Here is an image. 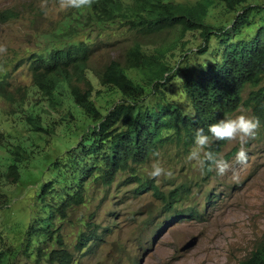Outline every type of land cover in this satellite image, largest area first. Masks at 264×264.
<instances>
[{"label":"trees","instance_id":"obj_1","mask_svg":"<svg viewBox=\"0 0 264 264\" xmlns=\"http://www.w3.org/2000/svg\"><path fill=\"white\" fill-rule=\"evenodd\" d=\"M74 15L62 28L44 35L48 41L40 51L25 55L12 67L9 62H0V100L16 110L31 111L23 119L28 131H47L36 113L43 103L51 110L72 104L90 122L88 127L82 124L78 143L58 141L54 153L42 161L41 171L48 179L40 197L49 200L42 205L43 216L30 218L20 250L27 258H34L33 264H79L56 235L55 221L85 203L87 187L107 191L119 176L125 177L124 185H137L135 196L151 192L162 201L165 211L174 212L171 205L178 204L189 187L182 185L165 196L155 182L137 175V169L154 158L153 152H189L195 129H207L235 115L241 107L259 117L264 134V5L250 0H197L193 5L174 0H92L90 8L76 9ZM18 16L13 9L1 10L0 23ZM104 25L122 26L141 40L159 36L166 40L173 33V45L182 42L187 33L198 32L202 43L196 51L183 49L182 44L180 61L171 64L163 48L168 44L163 40L149 54L143 52L141 42H134L122 63L111 61L92 75L100 86L112 87L121 97L103 114L92 99L93 87L87 77L91 44L70 40L69 34L74 26L101 29ZM202 56L209 59L202 60ZM198 57L202 62L189 68ZM24 65L30 86L11 81L12 73ZM128 72L140 79H132ZM169 85L175 89V98L166 96ZM189 109L194 115L185 114ZM226 143L215 142L210 150L219 153ZM58 151L63 153L55 154ZM27 154L20 148L11 154L12 163L5 173L9 184H19L20 165L28 163ZM204 212L186 209L185 219H203ZM85 226L77 236V251H89L101 237L100 227L92 223ZM45 241L59 246L42 247ZM0 264H17V254L0 247ZM238 264H264V238Z\"/></svg>","mask_w":264,"mask_h":264},{"label":"rangeland","instance_id":"obj_2","mask_svg":"<svg viewBox=\"0 0 264 264\" xmlns=\"http://www.w3.org/2000/svg\"><path fill=\"white\" fill-rule=\"evenodd\" d=\"M196 1L174 0L187 5ZM250 2L264 5V0ZM6 9H13L19 15L8 23H0V46L6 49L0 54V62H9L11 67L25 55L38 52L47 45L48 39L44 35L62 28L67 18L75 17L76 11L61 8L59 0H0V11ZM173 36L175 34L171 33L166 40L160 36L141 40L118 25H104L101 29L74 26L69 39L75 42L87 40L91 44L87 77L93 87L92 99L101 113H106L112 102L120 101L121 97L112 87L100 86L92 77L93 73L104 70L111 61L122 63L126 51L137 41L143 44L145 54L157 49L158 42H166L168 45L163 48L171 64L180 61L182 44L183 49L196 51L202 43L198 32L187 33L177 45L172 44ZM201 59L208 60L209 57L202 56ZM201 59L192 60L189 68L202 62ZM128 75L137 81L140 79L134 72H128ZM11 81L18 86H30L27 65L12 73ZM165 90L167 97L175 98V89L169 85ZM46 105L38 106L36 113L47 131L36 134L28 131L23 122L25 115L31 112L28 108L16 110L0 100V247L15 252L17 264H33L34 258L29 259L20 251L22 235L30 218L44 215L41 208L49 200L40 197L41 188L48 179L41 171L42 161L50 152L54 153L58 141L78 143L84 131H81L82 124L85 127L90 124L72 104L59 110H51ZM70 132L75 133L73 137L69 136ZM17 148L25 150L29 160L20 165L21 180L14 185L9 184L5 173L12 163L11 154ZM238 148L236 141L227 142L221 148L219 153L232 165L222 177L214 170H201L188 162V152L178 149L160 152L162 164L174 175L159 183L151 181L165 196L182 185L189 187V193L182 194L178 204L171 205L174 212L165 211L162 201L151 192L135 196L133 190L137 185H124L125 177L119 176L107 191L87 187L85 203L71 209L66 218L56 219V235L79 264H238L264 238V134L261 129L246 146L249 159L244 166L234 161ZM141 168L137 169L138 177L149 180ZM186 209L205 210L204 218L186 220ZM86 223L100 227L101 237L89 251H77V236L86 230ZM58 246L50 241L42 245L48 249Z\"/></svg>","mask_w":264,"mask_h":264},{"label":"clouds","instance_id":"obj_3","mask_svg":"<svg viewBox=\"0 0 264 264\" xmlns=\"http://www.w3.org/2000/svg\"><path fill=\"white\" fill-rule=\"evenodd\" d=\"M92 0H59L61 8L82 10L90 8ZM6 49L0 46V54ZM234 116L220 119L214 124L205 128L195 129L193 145L186 156V160L201 170L215 171L217 176H224L231 168L230 162L224 158L222 153L214 152L211 149L215 142L239 143V148L235 152L234 161L240 166L246 165L249 157L247 144L254 139L257 130L261 127V120L255 115L249 114L243 107L238 108ZM194 115L191 109L185 113ZM151 163L143 166L140 171L144 177L159 183L161 179H169L174 173L170 168H166L159 159V152H153Z\"/></svg>","mask_w":264,"mask_h":264}]
</instances>
